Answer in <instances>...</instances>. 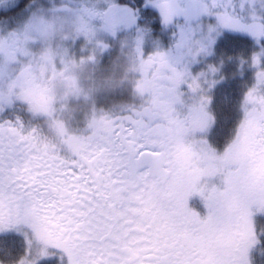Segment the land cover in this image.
Segmentation results:
<instances>
[{
	"label": "snow or ice",
	"instance_id": "snow-or-ice-1",
	"mask_svg": "<svg viewBox=\"0 0 264 264\" xmlns=\"http://www.w3.org/2000/svg\"><path fill=\"white\" fill-rule=\"evenodd\" d=\"M262 41L264 0H0V264H264Z\"/></svg>",
	"mask_w": 264,
	"mask_h": 264
},
{
	"label": "flooded vegetation",
	"instance_id": "flooded-vegetation-1",
	"mask_svg": "<svg viewBox=\"0 0 264 264\" xmlns=\"http://www.w3.org/2000/svg\"><path fill=\"white\" fill-rule=\"evenodd\" d=\"M46 2L49 4L50 0H46ZM51 2H65V0H51ZM103 55H105L103 57ZM101 56V59L103 57L104 60H106V62H104L102 60L101 64L99 66H101L102 70L104 69V71L108 68H110L111 61L109 62L110 59H112V57L109 55L108 52H105ZM107 67V68H104ZM98 75L100 74V72L97 73ZM227 80L221 84H226ZM235 87L227 89V90H222L219 92H222L219 95V92L217 93V95H213L214 97V104L213 107L216 109L218 115L221 117V121L223 123V119L225 116L231 115V116H235V108L236 105L238 103V100L240 98L241 93H239V86L234 85ZM123 97H121L119 94H117L116 96L110 97L109 99H113V100H120ZM16 116L21 117L22 119H24L25 121L28 120V115L20 110L19 108H14V109H6L4 113H0V120L3 119H14ZM52 251H56V250H52ZM40 264H60V259L58 256H53L50 258H46L44 260H42L40 262ZM64 264H66V257L64 258Z\"/></svg>",
	"mask_w": 264,
	"mask_h": 264
},
{
	"label": "rangeland",
	"instance_id": "rangeland-1",
	"mask_svg": "<svg viewBox=\"0 0 264 264\" xmlns=\"http://www.w3.org/2000/svg\"><path fill=\"white\" fill-rule=\"evenodd\" d=\"M66 2V1H65ZM65 2H54V4L56 5V6H60L61 4H63V3H65ZM52 3L53 2H49V6H51L52 5ZM130 34H128V33H126V32H120V33H118L117 34V37H115V38H112V37H107L106 39H107V42L110 44V46H111V43H112V40H113V42H114V47H112L111 46V48H112V50L114 51V55H115V57L113 58V59H111L110 61H111V64H109L110 65V68H108L107 70H109V69H111L112 67H113V65L119 60L120 61V57H122L123 58V54H122V56H119V54H120V48H121V41L123 40V39H125L126 37H128ZM239 36H241V37H243L244 39H248L249 41H251L250 40V38L248 37V36H246V35H242V34H238ZM82 43V41H76L75 42V44H73L72 45V47H73V50L76 52V54L77 55H79V47H80V44ZM251 43H253V41H251ZM262 43H263V41H262ZM118 47V48H117ZM218 51H220V50H218ZM217 51V56H214V57H210V58H208V61L207 62H215V61H217L218 60V58H219V54H220V52H218ZM225 53H227L228 55H231V56H236V55H238V54H240V53H243L245 56L246 55H248L250 52H248L247 50H245V49H243L242 47H240V49L238 48V47H234L232 50H230V48L228 47L226 50H223ZM123 61V59H121V61L120 62H122ZM204 65L203 64H201V65H197V66H195V68H194V71H197V70H199L200 68H202ZM236 70V65H235V63L233 62V63H229V64H227L226 65V67L224 68V72L226 73V74H229V76H230V74L232 73V72H234ZM107 71L105 70V71H102V72H100V74H104V73H106ZM251 76H252V73H251V71H247L246 73H245V75H244V77L243 78H241V77H236V78H229V79H227V82H226V84H220V85H218L215 89H214V91H213V95H217V93L219 92V91H222V90H227V89H230V88H233V87H235L234 85H237V86H239V93H241V90H242V85H243V83L245 82V81H249L250 82V80H251Z\"/></svg>",
	"mask_w": 264,
	"mask_h": 264
},
{
	"label": "trees",
	"instance_id": "trees-1",
	"mask_svg": "<svg viewBox=\"0 0 264 264\" xmlns=\"http://www.w3.org/2000/svg\"><path fill=\"white\" fill-rule=\"evenodd\" d=\"M170 37H169V33L165 34L163 36V42L167 43L169 42ZM230 48V50H232L235 46L238 47L240 49V47H242L243 49L247 50L248 52L252 51L253 48V43H251V41L248 40H241L239 38L234 39L233 41L228 40L224 46H222V48L220 50H226L227 48Z\"/></svg>",
	"mask_w": 264,
	"mask_h": 264
},
{
	"label": "clouds",
	"instance_id": "clouds-1",
	"mask_svg": "<svg viewBox=\"0 0 264 264\" xmlns=\"http://www.w3.org/2000/svg\"><path fill=\"white\" fill-rule=\"evenodd\" d=\"M109 74H110V73L106 72V73H104L103 75L107 76V75H109Z\"/></svg>",
	"mask_w": 264,
	"mask_h": 264
}]
</instances>
